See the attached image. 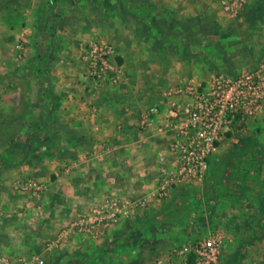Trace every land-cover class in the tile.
I'll list each match as a JSON object with an SVG mask.
<instances>
[{
	"label": "rangeland",
	"instance_id": "obj_1",
	"mask_svg": "<svg viewBox=\"0 0 264 264\" xmlns=\"http://www.w3.org/2000/svg\"><path fill=\"white\" fill-rule=\"evenodd\" d=\"M100 39L114 46V59L123 66L124 79L92 90L82 72L80 52ZM263 52L264 0H247L233 19L220 12L218 0H169L165 6L160 0H56L52 17L48 0H0V213L8 216V226L0 224V258L8 264L30 263L36 257L45 264H110L98 252L107 240L104 238L67 235L51 250L46 249L47 244L68 221L109 192L136 195L151 186L130 193L122 186L86 192L53 186L52 178H47V167L55 166L48 155L49 142L34 133L32 121L13 114L18 102L29 99L31 90L46 91L54 82L70 91L74 86L78 100L95 107L99 114V122L92 123L98 132L94 143L113 144L114 150H139L149 158L146 169L154 182L158 175L155 152L164 149V143L138 132V111L158 102L172 84L204 79L211 73L237 74L254 67ZM259 119L249 131L262 140L264 112ZM60 161L66 163L63 157ZM65 168L59 175H68L63 174ZM38 170L46 174L41 176ZM27 178L46 184L38 198L13 190L14 181ZM70 192L78 199H88L89 205H64V194ZM138 233H134L132 253L123 255L132 261L119 264H156L181 247L174 244L166 252L159 237L143 240ZM116 241L114 237L108 242L107 249L115 248Z\"/></svg>",
	"mask_w": 264,
	"mask_h": 264
},
{
	"label": "crops",
	"instance_id": "obj_2",
	"mask_svg": "<svg viewBox=\"0 0 264 264\" xmlns=\"http://www.w3.org/2000/svg\"><path fill=\"white\" fill-rule=\"evenodd\" d=\"M160 1L165 6L169 0ZM64 87L55 86L54 82L46 91L31 90L29 99L25 97L23 102L16 103L13 113L16 118L32 121L34 133L49 142L48 155L55 166L47 167V178H52L53 186H63V189L67 186L70 190L77 187L85 192L122 186L130 193L152 185L153 174L146 169L150 167L149 158L137 149L114 150L113 144L108 154L79 163L68 171L64 169L63 174L68 175H59L61 168L70 165L78 155L102 145L94 143L98 132L92 123L100 120L96 108L78 100L79 93L74 94V86L72 91ZM259 123L260 119L254 120L248 131L231 134L223 140L209 159L203 183L183 184L171 190L167 198L153 200L146 208L137 209L129 218L121 220L103 239L107 240L102 244L105 247L98 250L99 254L108 258L110 264L131 262L130 257L125 260L123 255L132 253L136 231L143 240L154 235L159 237L166 252L174 244H192L210 231H216L224 238L217 264H264V136L259 140V135L249 131ZM60 157L66 163L61 164ZM42 170L37 173L40 175ZM59 194H56L58 198ZM74 195L64 194V205H89L88 199L81 200ZM24 212L25 209L23 216ZM0 219V224L7 227L8 216L0 213ZM114 237L115 248L107 249L106 244ZM77 238L88 239L82 235L74 239ZM123 243L124 247H120ZM86 252L90 254L91 250Z\"/></svg>",
	"mask_w": 264,
	"mask_h": 264
},
{
	"label": "built area",
	"instance_id": "obj_3",
	"mask_svg": "<svg viewBox=\"0 0 264 264\" xmlns=\"http://www.w3.org/2000/svg\"><path fill=\"white\" fill-rule=\"evenodd\" d=\"M247 0H218L220 12L230 19L240 15ZM115 48L106 40H96L80 52L83 75L91 89L116 85L124 79L121 64L114 59ZM264 112V52L252 68L237 74L211 73L200 80H185L172 84L161 99L141 108L136 116V127L144 138L158 137L164 149H156L157 179L143 193L123 194L111 191L94 203L88 211L67 222L56 239L47 244V250L60 243L67 235H84L103 239L121 220L129 218L137 209H144L153 200L165 199L171 190L186 183H203L209 168V159L229 135L248 129ZM97 129V127H96ZM120 131L118 126L117 132ZM101 145V144H100ZM111 145L93 146L68 166L66 171L111 151ZM13 190L34 198L42 195L46 184L35 178L16 180ZM224 243L223 236L210 231L192 244L171 250L168 257L156 264H217ZM192 261V262H191ZM0 264H8L0 258ZM18 264H45L36 257L33 262Z\"/></svg>",
	"mask_w": 264,
	"mask_h": 264
},
{
	"label": "trees",
	"instance_id": "obj_4",
	"mask_svg": "<svg viewBox=\"0 0 264 264\" xmlns=\"http://www.w3.org/2000/svg\"><path fill=\"white\" fill-rule=\"evenodd\" d=\"M48 2H49V7H50V11H51V17H52L53 14H54V8H55V2H56V0H48ZM51 33H52V36H53V32H51Z\"/></svg>",
	"mask_w": 264,
	"mask_h": 264
}]
</instances>
